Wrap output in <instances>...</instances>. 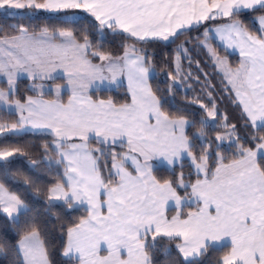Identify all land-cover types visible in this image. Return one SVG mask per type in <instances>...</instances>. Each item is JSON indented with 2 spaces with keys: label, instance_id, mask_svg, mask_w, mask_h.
Returning a JSON list of instances; mask_svg holds the SVG:
<instances>
[{
  "label": "snow or ice",
  "instance_id": "snow-or-ice-1",
  "mask_svg": "<svg viewBox=\"0 0 264 264\" xmlns=\"http://www.w3.org/2000/svg\"><path fill=\"white\" fill-rule=\"evenodd\" d=\"M23 9L52 13L80 10L98 22L94 26L101 33L105 29L119 31L136 38L137 42L147 43L156 39L168 41L181 34L180 30L198 26L203 21L262 11L264 0H0V10L6 16H15L17 10ZM76 18V13L68 17ZM255 23L260 25L259 36L250 34L239 21L215 31L230 47L240 50L243 57L240 67L234 72L227 70L226 75L251 126L264 131V15ZM18 31L19 36L0 40V45H8V48L0 47V52L8 57L0 60V74L7 77L9 86L7 92L0 91V112L19 113L17 123H0V134L18 135L27 131L26 125H31L32 129L54 136V150L60 157L56 163L67 162L64 170L67 180L48 189V202L62 201L69 208L76 204L87 205L88 213L86 219L67 230L62 253L67 264H153L149 250L164 239L176 241L175 248L182 257V264H200L199 258L210 248L219 250L222 247H230V251L223 255L219 264H264V135L253 134L245 141L250 145L247 147L239 144L241 138L237 137L232 142L237 147L236 158L224 163L225 157L220 156L214 171L208 168L206 151L197 163L191 151L193 145L184 131L186 125L194 124L182 116L171 119L161 111V99L147 83V53L133 56L127 49L119 58L123 60L122 65L110 55L98 52H91V55L108 61L110 72L116 69L127 72L132 93L130 105L115 108L111 102H93L81 94L83 83L73 88L66 105L32 97L25 103L10 101L16 76L21 72H27L33 79H50L51 72L63 67L69 83H74L102 71L100 66L92 65L85 58L91 48L87 36L83 44H78L74 33L68 30L53 33L51 37L46 30L39 36H28L23 26ZM204 34L208 36L207 28ZM56 35L63 38L61 44L50 43ZM13 49H19L22 55H17ZM70 51L80 60V67L69 60ZM131 51L135 52V47ZM182 51L186 49L178 50L177 61ZM207 115L216 117L214 105L207 110ZM150 116L155 117V124L149 122ZM199 123L203 129L208 121L202 119ZM232 129L234 133L235 125ZM90 132L101 144L107 143L109 138L115 143L126 137L130 150L145 160L141 165L135 156L122 157L123 160L132 159L137 175L125 171L122 164L114 163L119 182L109 187L101 178L97 158L87 150L86 144H67L73 137L87 141ZM216 139L222 141L225 137L217 135ZM44 147L47 150L50 145ZM185 154L192 158L198 173H205V178L189 185L183 176L180 177L177 187H191V196L203 205L182 218L179 209L185 204V197L171 181H157L147 161L159 155L168 164H175L176 159ZM24 155L19 147H0V164ZM32 164L35 166L36 161ZM101 189L107 195L103 204L99 199ZM169 201L178 209L171 218L165 215ZM105 206L106 215L102 212ZM212 206L214 214L210 211ZM0 211L18 220L32 210L20 196L0 183ZM17 250L23 253V264H49L47 250L36 227L23 236ZM102 250L107 254L101 255ZM164 253L170 255L168 249H164Z\"/></svg>",
  "mask_w": 264,
  "mask_h": 264
},
{
  "label": "trees",
  "instance_id": "trees-1",
  "mask_svg": "<svg viewBox=\"0 0 264 264\" xmlns=\"http://www.w3.org/2000/svg\"><path fill=\"white\" fill-rule=\"evenodd\" d=\"M70 12L68 10L50 14L51 16L39 12V14L8 17L0 11V38L18 35L20 26L27 28L28 33L41 30L50 33L68 30L74 33L76 41L80 43L84 42V37L87 36L92 52L118 56L130 45L134 46L140 55L146 52L149 57L146 66L151 73L150 86L153 93L161 99L162 112L171 119L182 116L194 124L187 129L186 133L193 145L192 154L200 162V156L209 150L211 155L208 168L210 170L214 171L219 162L217 154L225 157L224 163H229L236 158L234 155L237 153L236 146H216L218 134L228 130L233 131L232 126L235 125L237 137L241 138L239 144H244L246 147L250 145L245 141L250 140L253 134L264 135V131L251 126L226 80L201 43L206 37L204 31L210 27V24L223 23L227 19L210 21L206 26L185 31L170 43L157 39L145 43L137 42L119 31L105 29L101 33L94 26L98 22H94L88 15H83L75 21L66 20L64 18L66 13ZM260 15H264V10L241 12L231 19L239 21L250 34L258 35L259 31L254 19ZM209 41L217 55L226 58L233 67L239 65V56L228 53L215 39L210 37ZM179 49H186V51L179 53L180 59L177 61ZM90 56L93 61L98 60L97 56L94 57L91 54ZM28 95L32 93L27 88V84L20 82L16 97L23 101ZM91 96L94 100H110L116 105H124L130 101L124 87L115 91H95ZM201 105L205 107L202 108ZM213 105L217 111V126H205L201 129L199 121L204 119L207 110L212 109ZM4 122L12 124L15 118L0 112V123ZM201 132L203 135H200ZM53 141L54 138L48 134L32 132L18 135L6 134L0 137V147H19L25 152L22 157L0 164V183L4 184L9 192L20 196L32 210L27 216H20L18 220L9 219L0 212V264H23L17 247L32 227H36L40 232V239L44 242L49 263L67 264V259L62 255L67 242V230L78 224L80 220L87 218L88 213L83 207L69 208L64 203L50 204L48 202V189L56 184L65 183V165L56 163L59 156L53 148ZM46 144L50 145L47 150L44 147ZM118 150L123 151L122 148ZM104 159L105 157L102 156L99 163L102 175L107 180L111 178L106 175V172L110 170V162L109 164L106 161L103 162ZM33 161H36L35 166L32 164ZM153 176L160 183L171 181L173 187H177L181 176L189 185L200 179L186 161L173 168L159 166L153 171ZM190 190L191 187L187 189L177 187L181 196L188 195ZM194 209H196L194 206L184 209L182 217H185L189 210ZM175 243L176 241L164 239L156 248L150 249L149 256L153 264H182V257L176 250ZM164 249H168L170 255L165 254ZM228 251L230 247H222L219 250L210 248L206 255L199 258L200 264H219Z\"/></svg>",
  "mask_w": 264,
  "mask_h": 264
},
{
  "label": "crops",
  "instance_id": "crops-1",
  "mask_svg": "<svg viewBox=\"0 0 264 264\" xmlns=\"http://www.w3.org/2000/svg\"><path fill=\"white\" fill-rule=\"evenodd\" d=\"M221 19H227V21H225V22H223V23H218V24H213L214 25V30L215 29H217L218 27H221V26H223V25H225V24H228V23H232L234 20H232L231 19V17H222V18H218V19H216V20H208V21H203V22H201V24L200 25H202V26H204V25H207V24H209V22L210 21H218V20H221ZM200 25H198V26H200ZM198 26H193V27H190V28H186V29H183V30H180L181 31V33L182 32H184V31H187V30H189V29H192V28H196V27H198ZM211 33V30L209 31V34ZM218 35V34H217ZM57 38H54V39H51L50 40V43L51 44H56V45H58V44H61L62 42H63V38L62 37H60L59 35L58 36H56ZM212 38V37H211ZM218 38H219V35H218ZM214 39V38H213ZM136 40V39H135ZM157 40H159V39H157ZM77 42V41H76ZM217 42V41H216ZM78 44H83L84 42H82V43H79V42H77ZM218 43V42H217ZM219 44V43H218ZM228 44V43H227ZM227 44H219V45H221L226 51L228 50L227 49ZM226 46V47H225ZM134 46H129V47H126V49L130 52V54L131 55H133V56H135V55H140L138 52H137V50L135 51V52H132L131 50H132V48H133ZM125 49V50H126ZM136 49V48H135ZM17 51L18 50H16L15 52L17 53ZM229 51V50H228ZM227 51V52H228ZM125 52V51H124ZM124 52L121 54V55H118V56H112V55H110L111 57H112V59L114 60V61H118L121 65L123 64V60L122 59H119V58H121V57H123V55H124ZM90 53V49L88 50V54ZM229 53V52H228ZM235 53V52H234ZM88 54L86 55L87 57H88ZM69 60H71V61H74V56H73V53L70 51L69 52ZM234 55H236V54H234ZM237 56H239V55H237ZM86 58V57H85ZM89 58V59H88ZM87 59H88V61H90L91 62V64L92 65H95V66H100L101 68H102V71L101 72H97V73H93V74H91V75H88L86 78H85V80L84 81H82V82H74V83H71V88H72V90L71 91H67L65 88H64V91L63 92H60V95H54V94H42V93H35V94H32V95H28V96H26V98L23 100V101H21L20 100V102L21 103H25L26 102V100H27V98L28 97H32V98H34V99H40V100H43V101H48V102H51V101H59L60 103H63V104H67L68 103V101L71 99V97H72V94H73V88H74V86L76 87V86H78V84L79 83H83L84 85H85V87L83 88V89H80V91H81V94H83V95H86L87 97H89L93 102H99V101H104L105 103H109V102H111V104L115 107V108H120V107H122V106H124V105H130L131 103H132V93H131V91L129 90V80H128V75H127V72L126 71H124V72H121V71H119L118 69H116V70H114V71H112V72H110V71H108V68H107V64H108V61H100V59L98 58V60L97 61H93L90 57H88ZM94 58V57H93ZM5 60H7L6 59V57H5ZM77 60V62L75 63V65L77 66V67H80V64L79 63H81L80 62V60L79 59H76ZM57 63H59V61H57ZM146 66V65H145ZM239 66V65H238ZM147 67V66H146ZM64 68L63 67H58L55 71H53V72H51V77L52 78H50V79H47V78H45V79H43L44 80V82H41L42 83V86H44V84H48L49 82L50 83H53L54 84V81L55 80H58V79H63V77H65V76H63L62 74H61V71L63 70ZM17 76L19 77V78H28V79H30L28 76V73L27 72H21V73H18L17 74ZM68 76V75H67ZM150 77H151V73H150V71H149V76H148V80H147V83H148V85L150 86ZM18 78V79H19ZM16 82H18V80H16ZM58 83H60V84H64V83H66L65 81L64 82H58ZM228 84V83H227ZM229 86V85H228ZM122 87H124L125 89H126V91H127V93L129 94V97H130V101L127 103V104H124V105H116V104H114L112 101H110V100H102V99H100V100H94L93 98H92V96H91V94H92V92H95V91H115V90H118V89H120V88H122ZM150 88H151V86H150ZM229 88L231 89V91L233 92V94H234V96H235V98H236V100L238 99L237 97H236V93H235V91H234V89L232 90V88L229 86ZM152 89V88H151ZM12 94H14V92L12 93ZM10 101H15V100H11V99H9ZM237 102H238V100H237ZM239 103V102H238ZM239 105L241 106V104L239 103ZM241 108H242V110H243V105L241 106ZM162 111V110H161ZM5 114H7L6 112H4ZM26 114V113H25ZM245 115H246V113H245ZM12 116H14V118H15V122H13L12 124H14V123H17V121H18V119H19V113H17V114H15V115H12ZM149 122L150 123H152V124H155L156 123V120H155V117L154 116H150L149 117ZM11 125V124H10ZM25 128L27 129V131H23L22 133H26V132H32V133H45V132H42V131H40V130H36V129H32V127H31V125H26L25 126ZM189 128V126H185V129H184V131H185V135L187 136V129ZM45 134H47V133H45ZM177 134H179V133H177ZM49 135V134H48ZM50 136H52V135H50ZM88 136H89V138H88V140L87 141H84V140H81L79 137H73L71 140H69V141H67V144H72V143H75V144H86V146H87V150L88 151H90L91 153H92V155L95 157V158H97V164H98V166H99V171H100V175H101V173H102V171H101V169H100V163H99V155L97 154V153H95L94 152V148H97V146H100L102 149H104V150H111V148H114V146H116V145H125V146H129L128 144H127V138L126 137H124V138H122V141H121V139H118L115 143H112V141H111V138H109V141L107 142V143H105V144H101V143H99L98 141H99V138H97L96 136H95V134L94 133H92V132H90V133H88ZM53 138H54V136H52ZM55 139V138H54ZM189 139V138H188ZM190 141V140H189ZM190 143H191V141H190ZM52 145H53V147H54V144L52 143ZM66 147H67V145L65 146V149H66ZM57 153V152H56ZM59 156V155H58ZM104 157H105V155H103ZM59 159H60V157H59ZM100 160H101V158H100ZM148 161H151L154 165H156V167L154 166L153 167V169H151V174H152V176H153V171L157 168V167H159V166H163V167H166V168H173V167H175V166H177V165H180L182 162H184V161H186V162H188L190 165H191V167H192V170H193V172L197 175V176H199L200 177V179L201 180H203L204 178H205V174L203 173V172H197V169H196V167H195V165L193 164V162H192V158L190 157V156H188L187 154H185V155H183L182 157H180V158H177L176 159V162H175V164H168L167 163V161H164L163 160V158L162 157H160L159 155H155V156H153L152 158H150ZM196 162L197 163H199L197 160H196ZM66 163L67 162H65L64 163V165H66ZM102 178V177H101ZM66 180H67V178L64 176V182L66 183ZM191 191L192 190H190V193L188 194V197H189V200H191L192 199V197H194V201L192 200V205H190L191 203L190 202H188L189 200H187V201H185V204L184 205H182L181 206V208L179 209V211H183L184 209H186V208H189V207H196V209H194V210H189L188 212H187V214L189 213V212H196V211H198L199 210V207H202L203 205H202V202H197V200H196V197L195 196H191ZM107 200V198H104V201H106ZM104 201L103 202H101L102 204L104 203ZM59 202H61V203H63L62 201H59ZM77 205H79V204H77ZM79 206H81V207H83V208H87V205H79ZM177 211H178V209L176 208V206H175V204H174V202H172V201H169V204L168 205H166L165 206V215L168 217V218H171L172 216H174V215H176L177 214ZM210 211H212L213 212V214H214V206H212L211 208H210ZM102 212L106 215L107 214V209H106V206L102 209ZM187 216V215H186ZM186 216L185 217H182V218H186ZM21 241V240H20ZM19 245V244H18ZM107 253H106V251H101V255H106ZM20 255H21V257H22V260H23V253L22 252H20ZM50 264V263H49Z\"/></svg>",
  "mask_w": 264,
  "mask_h": 264
},
{
  "label": "rangeland",
  "instance_id": "rangeland-1",
  "mask_svg": "<svg viewBox=\"0 0 264 264\" xmlns=\"http://www.w3.org/2000/svg\"><path fill=\"white\" fill-rule=\"evenodd\" d=\"M41 2H42V0H41ZM0 11H2V10H0ZM71 12L70 13H66V16L64 17L66 20H69V21H73L72 19H68V17H71L72 15H73V13H76L77 14V18L75 19V20H78L80 17H82L83 15H87V14H84V13H82V12H80V10H70ZM4 12V11H3ZM39 12H42V13H44L43 15H48V16H51L50 14H54V13H52V12H47V11H45V10H36V9H23V10H17V14L15 15V17H18V16H24V15H31V14H39ZM49 13V14H48ZM9 17V16H8ZM258 17L259 16H257L255 19H254V21L256 22L257 20H258ZM74 20V21H75ZM233 20V19H232ZM257 24V27H258V29L260 28V25L258 24V23H256ZM208 25V24H207ZM200 26H202V25H200ZM200 26H198V27H200ZM206 26V25H205ZM198 27H196V28H198ZM241 27H243L242 25H241ZM244 28V27H243ZM193 29V28H192ZM192 29H189V30H192ZM207 29L210 31L211 30V33L210 34H208V36L207 37H205L204 39H203V41H201V43H202V45H204V47L207 49V51H208V53L210 54V56H211V58H212V60H213V62H214V64H215V66H216V68L218 69V71L222 74V76L224 77V79L226 80V82L228 83V85L232 88V90L234 89L233 88V86H232V84H230L229 83V77L226 75V71L227 70H231V71H235L236 69H238L239 67H240V63H241V60L243 59V57L240 55V50H239V48H237V47H235V46H232V47H230L228 44H227V41L226 40H221V38H220V36H219V38H218V35H217V33H216V31L214 30V25L213 24H210V27H207ZM189 30H187V31H189ZM45 30H41V31H39V32H35V33H28V36H39V34L40 33H42V32H44ZM185 32V31H184ZM47 33H48V35H49V37H51L52 36V34L53 33H50V32H48L47 31ZM55 33H58V32H55ZM183 33V32H182ZM204 33H205V31H204ZM125 34V33H124ZM20 35V33L18 34V35H16V36H19ZM127 35V34H126ZM259 35H261V32H259V34L258 35H255V36H259ZM56 36H58V35H56ZM55 36V38H57ZM128 36V35H127ZM210 37H212V38H214L219 44H227L226 46H227V49L229 50H227L230 54H236V55H239V58H240V62H239V66H237V67H233L230 63H229V61L226 59V58H223V57H220L219 55H217L216 54V52H215V50H214V48H213V46H212V44H211V42L209 41V38ZM12 38V37H11ZM11 38H0V40H4V39H9V40H11ZM133 39H136V38H133ZM175 38H170L168 41H163V40H160V41H162V42H164V43H170V42H172L173 40H174ZM85 42V41H84ZM80 43V42H79ZM91 45V44H90ZM131 46V45H130ZM225 46V47H226ZM0 47H2V48H8V45H0ZM129 47V46H128ZM92 48H90V53L88 54V57H90L91 59H92V57L90 56V54H91V52H92V50H91ZM16 50H18L17 51V55H22V53L20 52V50L19 49H13V51H16ZM235 52V53H234ZM5 55H4V53L3 52H0V60H5ZM87 56H86V59L88 58ZM98 57V56H97ZM99 58V57H98ZM6 59H8V57H6ZM89 59V58H88ZM87 59V60H88ZM101 61V60H100ZM77 62V60H76V58H74V63H76ZM80 64V63H79ZM34 67V66H33ZM61 74L63 75V76H65V77H63V79H58V80H55L54 81V84L53 83H48V84H44V86H42V83L41 82H44V80L43 79H33L31 76H28L30 79H28V78H19L18 76H16V79H15V83H14V89H13V92H14V94H12L10 97H9V99H11V100H19L17 97H16V94H17V90H18V87H19V83L20 82H23V83H25V84H27V88L30 90V92L32 93V94H35V93H42V94H54V95H60V92H63L64 91V88L69 92V91H71L72 90V88H71V83H69V78H68V76H67V73L65 72V70L63 69L62 71H61ZM19 78V79H18ZM16 80H18V82H16ZM66 82V83H64V84H60V83H58V82ZM8 83H7V77L5 76V75H3V74H0V91H4V92H7L8 91ZM75 87V86H74ZM77 87V86H76ZM234 91H235V89H234ZM235 93H236V91H235ZM237 97V96H236ZM238 98V97H237ZM238 100V102H239V98L237 99ZM242 106V105H241ZM246 116H247V114H246ZM248 118V117H247ZM203 120H206V121H208V124H207V126H209V127H216L217 126V121H216V117L215 118H213V117H209L208 115H207V112H206V116L204 117V119ZM249 120V119H248ZM249 122H250V120H249ZM251 123V122H250ZM257 123H259V121L257 122ZM3 124H8V125H10L9 123H7V122H4ZM253 128H255V127H253ZM255 129H257V128H255ZM22 133V132H21ZM230 133H233V131L232 130H228V131H226V132H223V133H220V134H218V135H220V136H224L225 137V139L224 140H222V141H220V140H217L216 139V146L217 147H220V146H222V145H227V146H229V145H233L232 144V142L234 141V140H236L237 139V136H238V134L236 133V132H234L232 135H231V138H229V134ZM3 135H6V134H0V137L1 136H3ZM54 148V147H53ZM116 148H118V149H123V151H120V150H118V149H116ZM100 150V151H97V150ZM94 150V152L95 153H97L99 156V162H100V158H102V156L103 155H105V159L103 160V162L104 161H106L107 163L108 162H110V164H109V166H110V170H108V172H106V175H108V176H111V178H108L107 180H105L104 179V176L102 175V173H101V177H102V179L105 181V183L106 184H108V186L109 187H114V186H116V184L119 182V176H117L116 175V168H114L113 167V164L114 163H116V164H122L123 165V168H124V170L125 171H127V172H130V173H132V175H137V172L135 171V169H136V165L133 163V161H132V159H128V160H123L122 159V157H124V156H129V157H131V156H135L136 158H137V160L139 161V163L141 164V165H144V163H145V160H144V157H142V156H140L138 153H135V152H132L131 150H130V148H129V146H125V145H116V146H114V148H111V150H104V149H102L100 146H97V148H94L93 149ZM101 153H103V155L101 154ZM207 153H208V157H210V155H211V153H210V151L208 150L207 151ZM113 155H115V157H116V159L115 160H113ZM218 155V158L220 157V154H217ZM208 160H209V158H208ZM147 164L148 165H150L151 166V169H153V167L155 166L156 167V165H154L151 161H147ZM204 173V172H203ZM205 174V173H204ZM111 181V183H109ZM180 189H183V188H180ZM185 197V201H187V200H189V197H188V195H186V196H184ZM104 198H107V195L104 193V190L103 189H101V195H100V202H103L104 201ZM192 200L194 201V197H192V199L191 200H189L188 202H192ZM53 203H61V202H53ZM190 205H192V203L190 204ZM75 207H81V206H79V205H75L74 206V208ZM86 209V208H85ZM2 214H4V215H6L9 219H12L13 220V218L12 217H10V216H8L6 213H4V212H2V211H0ZM65 258V257H64Z\"/></svg>",
  "mask_w": 264,
  "mask_h": 264
},
{
  "label": "water",
  "instance_id": "water-1",
  "mask_svg": "<svg viewBox=\"0 0 264 264\" xmlns=\"http://www.w3.org/2000/svg\"><path fill=\"white\" fill-rule=\"evenodd\" d=\"M2 12H3V10H2Z\"/></svg>",
  "mask_w": 264,
  "mask_h": 264
}]
</instances>
